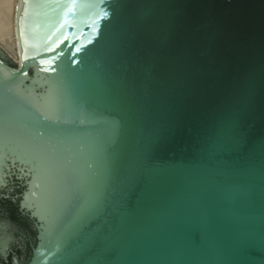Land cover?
Masks as SVG:
<instances>
[{"label":"water","instance_id":"water-1","mask_svg":"<svg viewBox=\"0 0 264 264\" xmlns=\"http://www.w3.org/2000/svg\"><path fill=\"white\" fill-rule=\"evenodd\" d=\"M16 25L0 200L31 237L3 213L0 264H264V0H18Z\"/></svg>","mask_w":264,"mask_h":264},{"label":"bare ground","instance_id":"bare-ground-1","mask_svg":"<svg viewBox=\"0 0 264 264\" xmlns=\"http://www.w3.org/2000/svg\"><path fill=\"white\" fill-rule=\"evenodd\" d=\"M17 4L18 0H0V48L20 65Z\"/></svg>","mask_w":264,"mask_h":264},{"label":"flooded vegetation","instance_id":"flooded-vegetation-1","mask_svg":"<svg viewBox=\"0 0 264 264\" xmlns=\"http://www.w3.org/2000/svg\"><path fill=\"white\" fill-rule=\"evenodd\" d=\"M4 213V216L1 217ZM6 213V215H5ZM0 217L1 218H6L15 223L20 229L24 231L26 236H21L19 234H16V238L19 240V242L23 245H25L27 248L29 247V237L30 235V227L27 222V220L23 217L20 216L18 213V210L16 207L8 200H0ZM16 254L18 255L19 258L23 256V251L19 248V246H16ZM21 254V255H20ZM12 256V257H11ZM11 262L14 260V254L11 253Z\"/></svg>","mask_w":264,"mask_h":264},{"label":"snow or ice","instance_id":"snow-or-ice-1","mask_svg":"<svg viewBox=\"0 0 264 264\" xmlns=\"http://www.w3.org/2000/svg\"><path fill=\"white\" fill-rule=\"evenodd\" d=\"M45 119H47V117H45ZM38 134L43 135L44 133H39V132H38Z\"/></svg>","mask_w":264,"mask_h":264}]
</instances>
